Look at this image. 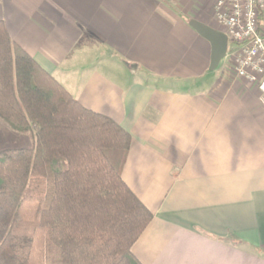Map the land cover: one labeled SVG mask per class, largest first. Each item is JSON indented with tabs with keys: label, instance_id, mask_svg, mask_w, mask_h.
<instances>
[{
	"label": "crops",
	"instance_id": "crops-1",
	"mask_svg": "<svg viewBox=\"0 0 264 264\" xmlns=\"http://www.w3.org/2000/svg\"><path fill=\"white\" fill-rule=\"evenodd\" d=\"M214 3L0 0L9 38L130 135L121 179L153 215L131 248L140 264H264V105L228 40L210 70L189 23L222 33Z\"/></svg>",
	"mask_w": 264,
	"mask_h": 264
},
{
	"label": "trees",
	"instance_id": "trees-1",
	"mask_svg": "<svg viewBox=\"0 0 264 264\" xmlns=\"http://www.w3.org/2000/svg\"><path fill=\"white\" fill-rule=\"evenodd\" d=\"M0 120L33 144L0 151V264H140L153 215L121 179L131 137L82 107L0 21Z\"/></svg>",
	"mask_w": 264,
	"mask_h": 264
},
{
	"label": "built area",
	"instance_id": "built-area-1",
	"mask_svg": "<svg viewBox=\"0 0 264 264\" xmlns=\"http://www.w3.org/2000/svg\"><path fill=\"white\" fill-rule=\"evenodd\" d=\"M214 18L233 45L235 77L254 86L264 105V0H215Z\"/></svg>",
	"mask_w": 264,
	"mask_h": 264
},
{
	"label": "water",
	"instance_id": "water-1",
	"mask_svg": "<svg viewBox=\"0 0 264 264\" xmlns=\"http://www.w3.org/2000/svg\"><path fill=\"white\" fill-rule=\"evenodd\" d=\"M189 25L211 44L210 70H214L225 57L227 37L195 21H190Z\"/></svg>",
	"mask_w": 264,
	"mask_h": 264
},
{
	"label": "rangeland",
	"instance_id": "rangeland-1",
	"mask_svg": "<svg viewBox=\"0 0 264 264\" xmlns=\"http://www.w3.org/2000/svg\"><path fill=\"white\" fill-rule=\"evenodd\" d=\"M219 30L222 31V29H220V28H219ZM0 125H5V124L0 120ZM5 127H7V126L5 125ZM7 129H9V128H7ZM0 132H1L0 135L2 136V137L0 136V151L8 150V149L25 148V147H28L31 144H33V140L30 138L29 135H22V134L15 133L12 131V134L15 133L14 135H17V134L21 135V136H17L20 138L10 140L7 137V140H4L5 136L2 134V131H0Z\"/></svg>",
	"mask_w": 264,
	"mask_h": 264
}]
</instances>
